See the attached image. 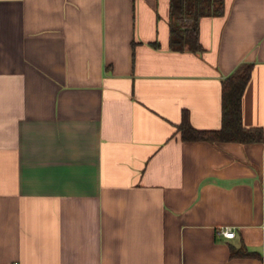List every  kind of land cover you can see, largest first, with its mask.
<instances>
[{"label":"crops","instance_id":"1","mask_svg":"<svg viewBox=\"0 0 264 264\" xmlns=\"http://www.w3.org/2000/svg\"><path fill=\"white\" fill-rule=\"evenodd\" d=\"M170 5L0 0V264H264V140L178 128L221 127L251 62L264 129V0L202 16L200 51L170 47Z\"/></svg>","mask_w":264,"mask_h":264},{"label":"trees","instance_id":"2","mask_svg":"<svg viewBox=\"0 0 264 264\" xmlns=\"http://www.w3.org/2000/svg\"><path fill=\"white\" fill-rule=\"evenodd\" d=\"M224 11L225 0H171L170 47L174 50H203L204 46L200 40L201 17L220 15ZM252 68L253 63H242L223 80L221 127L197 128L191 123L188 112L184 111L183 120L178 128L185 140L246 143L264 140L262 126H246L243 122V95ZM231 254L232 256L249 255L255 252L248 251L246 247H232Z\"/></svg>","mask_w":264,"mask_h":264},{"label":"built area","instance_id":"3","mask_svg":"<svg viewBox=\"0 0 264 264\" xmlns=\"http://www.w3.org/2000/svg\"><path fill=\"white\" fill-rule=\"evenodd\" d=\"M223 234L227 237H233L235 236V230L233 228L230 227H226L225 229L222 230ZM10 264H18L16 262H11Z\"/></svg>","mask_w":264,"mask_h":264}]
</instances>
